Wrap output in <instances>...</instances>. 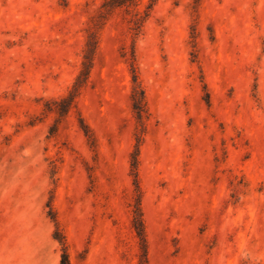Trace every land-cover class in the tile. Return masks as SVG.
I'll return each mask as SVG.
<instances>
[{
  "label": "rangeland",
  "instance_id": "374dc122",
  "mask_svg": "<svg viewBox=\"0 0 264 264\" xmlns=\"http://www.w3.org/2000/svg\"><path fill=\"white\" fill-rule=\"evenodd\" d=\"M0 264H264V0H0Z\"/></svg>",
  "mask_w": 264,
  "mask_h": 264
},
{
  "label": "trees",
  "instance_id": "16d2710c",
  "mask_svg": "<svg viewBox=\"0 0 264 264\" xmlns=\"http://www.w3.org/2000/svg\"><path fill=\"white\" fill-rule=\"evenodd\" d=\"M142 238L144 239V241H145V235H144V231H143V229H142ZM145 251H146V244H145Z\"/></svg>",
  "mask_w": 264,
  "mask_h": 264
}]
</instances>
